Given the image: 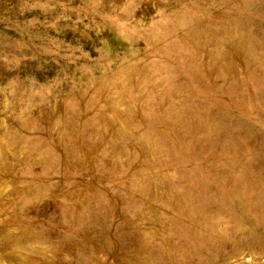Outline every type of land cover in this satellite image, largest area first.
<instances>
[{
	"label": "rangeland",
	"instance_id": "rangeland-1",
	"mask_svg": "<svg viewBox=\"0 0 264 264\" xmlns=\"http://www.w3.org/2000/svg\"><path fill=\"white\" fill-rule=\"evenodd\" d=\"M1 226L0 264H264V0H0Z\"/></svg>",
	"mask_w": 264,
	"mask_h": 264
},
{
	"label": "crops",
	"instance_id": "crops-1",
	"mask_svg": "<svg viewBox=\"0 0 264 264\" xmlns=\"http://www.w3.org/2000/svg\"><path fill=\"white\" fill-rule=\"evenodd\" d=\"M2 227V226H1ZM0 227V258L3 259L6 257L9 258L10 260L14 259L15 261L17 260V253L16 251L13 252L11 251L14 247H17L18 241H23L25 240V233L22 232L20 236L18 235H12L11 232L7 233L5 230L7 227ZM6 232V233H5ZM5 233V234H4ZM4 234V236H3ZM4 241V242H3ZM4 243V245H2ZM4 249H6L4 251ZM10 251V253H9Z\"/></svg>",
	"mask_w": 264,
	"mask_h": 264
},
{
	"label": "bare ground",
	"instance_id": "bare-ground-1",
	"mask_svg": "<svg viewBox=\"0 0 264 264\" xmlns=\"http://www.w3.org/2000/svg\"><path fill=\"white\" fill-rule=\"evenodd\" d=\"M241 78V77H240ZM258 106V105H257ZM225 144V143H224ZM224 172H225V170H224ZM224 172H223V174H224ZM227 175V174H226ZM227 177V176H226ZM239 180H240V178H238ZM234 189V188H233ZM232 191V190H231ZM235 191V190H234ZM233 193V192H232ZM232 195V194H231ZM248 196V195H247ZM230 197V196H229ZM238 198V197H237ZM228 199V198H227ZM229 200V199H228ZM229 202V201H228ZM232 202V201H231ZM237 202H239V201H237ZM242 204V203H241ZM230 205V204H229ZM243 205V204H242ZM222 207H223V205H222ZM227 208V207H226ZM233 208V207H232ZM223 209V208H222ZM237 209V208H236ZM225 210V209H224ZM226 211V210H225ZM237 213V212H236Z\"/></svg>",
	"mask_w": 264,
	"mask_h": 264
}]
</instances>
